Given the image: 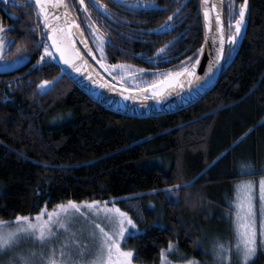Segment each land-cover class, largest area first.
Instances as JSON below:
<instances>
[{
	"label": "trees",
	"instance_id": "obj_1",
	"mask_svg": "<svg viewBox=\"0 0 264 264\" xmlns=\"http://www.w3.org/2000/svg\"><path fill=\"white\" fill-rule=\"evenodd\" d=\"M158 1L167 6V18L180 9L173 21L179 28L154 34L153 52L181 36L179 31L184 37L176 51L169 50L175 58L166 74L178 70L203 42L200 0ZM248 1V25H242L237 47L210 92L178 112L139 118L95 102L57 63L38 65L43 49L36 8L29 0H0L3 34L15 36L14 47L30 54L16 67L0 69V219L70 199L114 200L138 222L140 234L126 239L138 262L155 261L170 241L203 257L197 239L229 207L235 181L264 175V0ZM242 2H224L228 33L229 5L234 18ZM163 15L155 16L157 23ZM147 17L138 10L124 19ZM123 46L112 51L113 57L139 63L136 52L145 43ZM43 80L54 83L41 91ZM166 189L176 191L169 195ZM257 262L264 264V254Z\"/></svg>",
	"mask_w": 264,
	"mask_h": 264
},
{
	"label": "snow or ice",
	"instance_id": "obj_2",
	"mask_svg": "<svg viewBox=\"0 0 264 264\" xmlns=\"http://www.w3.org/2000/svg\"><path fill=\"white\" fill-rule=\"evenodd\" d=\"M7 3V0H5ZM93 8L103 10V14L116 22L115 14L107 4L101 0H89ZM114 3L128 9L130 11L153 10L166 11L167 6L159 5L156 0H114ZM37 8V14L42 19L41 39L38 44L42 46L40 58L37 64L62 62L72 71L81 73L84 69L78 65H86L85 54L77 47L79 43L86 50L87 54L95 59L96 53L99 54L97 63L111 75L112 70H119L120 79H131L136 82L137 87L134 89H125L120 92L124 99H147V93L140 89L138 85L140 81L136 77V73H144V69L134 68L132 65L125 63L107 64L106 47L112 46L113 42L106 34L99 30L96 21L91 19L89 8L85 5V0H78L80 9L85 14L83 23L86 29H81V24L77 22V17L73 14L74 6L66 2V0H34ZM49 6L53 11H49ZM248 7V0L238 7V15L233 18V5H229L228 28L230 34L225 39L224 21L222 19L221 5L214 2L209 6V0H202L203 24L206 31L205 43L210 44L215 50V59L205 72V77L213 71L215 65H219L222 58H226L232 51L229 48L228 53L225 52V44L235 45L241 34L242 25L245 23V12ZM62 8L63 13L55 12V9ZM214 14V15H213ZM180 16V9L177 8L173 15H169L167 20L158 25L155 29H137V35H144L145 32H153L157 35L174 30L173 21ZM121 22L142 23L137 20H126L121 18ZM75 29V30H74ZM6 29L0 24V60H4L3 50L6 44L9 46L14 41L6 40L3 32ZM8 30H11L9 28ZM88 31L89 36L85 38L84 32ZM131 31V30H130ZM131 38V37H129ZM184 38L183 34L174 37L161 48L156 49L154 56L163 57L165 61L175 57H171L170 51H176L175 45L179 39ZM88 39L92 41V47H89ZM218 45V46H217ZM95 49V53L93 52ZM205 44H201L200 48L191 57H187L185 61H181L179 69L176 71H168L166 74L158 71L152 72L155 79L151 83L145 82L147 89L150 90L152 97L162 99L165 89L174 84L180 83V77L186 76L187 83L192 84L193 81H200L195 73V68L200 62V56L204 53ZM19 54L13 63H20L29 57V53L22 52L17 48ZM65 69L61 67V73ZM91 79V73H89ZM54 81L43 80L38 85L41 91H46ZM96 84V80H92ZM101 87H111L109 83L101 84ZM112 91H117L111 87ZM125 92H138L139 95H125ZM194 182V181H193ZM187 187L188 184L181 185ZM169 195H173L171 190L166 189ZM124 197L121 199H129ZM254 191L251 182L243 183L237 189V196L233 202L235 209V254L238 256L241 264H250V261L257 254L258 239L259 247L264 249V178L259 181V219L257 227V212L253 204ZM50 200V197H49ZM102 202L97 200L80 201L68 200L66 204H57L55 209L47 210V204L39 208L34 214L16 213L14 221L0 219V255L8 252L11 255L7 264H35L40 260L42 264H134V251L122 247L124 239L134 237L140 234L141 230L137 227L134 220L128 212L123 211L116 203L104 201L103 209L99 206ZM110 205V206H109ZM97 208V217L102 223L97 224L96 219L90 221L91 230L87 234V243L81 242L77 237V232L72 231V213L68 210H78L79 208ZM102 211L103 216H100ZM15 227H9L10 224ZM83 233L84 229L79 230ZM66 233L63 239H60L61 233ZM23 240H38L41 247H20ZM176 248L171 241L168 245V251ZM232 246L225 243L214 242L213 252L220 264H230V254ZM162 264L166 260L165 250H161ZM186 264H197L194 260H188Z\"/></svg>",
	"mask_w": 264,
	"mask_h": 264
},
{
	"label": "water",
	"instance_id": "obj_3",
	"mask_svg": "<svg viewBox=\"0 0 264 264\" xmlns=\"http://www.w3.org/2000/svg\"><path fill=\"white\" fill-rule=\"evenodd\" d=\"M29 1L36 8L34 4V0H29ZM52 2L54 3L55 0H52ZM66 2L72 5L70 0H66ZM214 2L221 5L222 19L224 21V29H225L224 35L226 39L230 33L227 32L225 26V12H224L225 0H209V6ZM48 10L53 11L51 6H49ZM55 12L62 14L63 9L57 8L55 9ZM73 14L77 17V22L80 23L75 10L73 11ZM249 14H250V8L248 1V7L245 12V23L243 24L244 29H246L248 25ZM200 16H201V25L203 31L202 44H205V50L204 53L200 56V62L195 68V73L197 76L202 77V79L198 82L194 80L192 84H188L187 83L188 78L186 77L183 86H181L179 89L172 91L166 96H163L162 99H156L151 95H147L148 96L147 99H124V97L120 95V92L124 91L125 89H134L136 87H130L126 83L120 82V80L115 78L112 74L109 75V73L105 71V69L102 68L97 63V60H99L97 56L95 55V59H93L92 56L87 54V50L79 43L77 44V47H79L80 51L85 54V59L87 61L86 65H78L83 67L84 69L81 73H76L72 71L67 65H63L62 62H57V64L65 69L64 73L90 98H92L95 102L99 103L106 109L113 111L115 113L130 117L145 118V117L161 116L165 114L178 112L198 102L202 97H204L208 92H210V90L214 87V85L217 83L219 79L225 61V58H222L220 64L215 65L213 67V71L209 73L207 77H205V72L208 66L212 64L215 59V50L210 44L205 43L206 31L203 24L202 0H200ZM41 23H42V19H41ZM85 38H87L86 35ZM88 44L89 47H91L89 41ZM228 46L234 47L233 45H229L226 42L225 52ZM89 73H91V79L88 78ZM92 80H96L97 83L93 84ZM103 83H109L110 86L116 88L117 91H112L111 87H101V84ZM143 88L145 87H142L140 89ZM139 94L140 93L137 92H125V95H139Z\"/></svg>",
	"mask_w": 264,
	"mask_h": 264
},
{
	"label": "rangeland",
	"instance_id": "obj_4",
	"mask_svg": "<svg viewBox=\"0 0 264 264\" xmlns=\"http://www.w3.org/2000/svg\"><path fill=\"white\" fill-rule=\"evenodd\" d=\"M3 36L6 40H11V41H14V38H15V36H13L11 34H8V35L3 34ZM40 39H41V36L39 35V40ZM14 46H15V42L11 43L10 46L8 44L5 45L4 50H3L4 60H0V69L14 68L25 60V59L22 60L20 63H13L12 62L19 55L16 51L17 48H20L22 52H26L23 48H21L19 46H17V47H14ZM236 47H237V44H235L234 47H232L231 52H234ZM117 71H119V70H112L111 73L115 77H117V79L120 80V82H124V80L121 81L120 77H118ZM143 87L147 88L146 86H143ZM139 88H142V87H139ZM145 88H143V89H145ZM260 169L264 171V164H263V166H261ZM262 178H264V175H259L256 177L241 178L238 181H235L234 189H233L234 193H233L232 198H230V201L228 202L229 207L222 208L220 210L221 216L218 218L219 220L215 221L214 223L212 221L207 226H204L202 233L199 235V237L197 239L196 247L201 248L203 250V252H204L203 257H198V256L193 255V254H188L187 252H185L184 250H182L179 247L177 242L171 241L174 245H176V248L171 250V251H168V245L166 247L162 248V250H165V254H166V260L163 262V264H186V262L188 260H194L197 262V264H220L219 260L216 258L215 254L213 252L214 242L225 243L226 246L230 244L232 246V250H231V254H230V264H241L240 260L238 259V256L235 254V247H234L235 242H236L235 209L232 205H233V202L237 196V189L243 183L251 182L253 185V191H254L253 204H254V209L257 212V227H258L259 181ZM173 190H175V189H171V191H173ZM174 195H176V192L174 193ZM84 201H88V200H84ZM97 201H101V200H97ZM104 201H111V202L116 203L114 200H103V201H101L102 203L99 206L100 209H103V207H104L103 202ZM66 202L61 203V204H66ZM76 202L79 203L80 201H76ZM117 205L120 207L119 204H117ZM53 209H55V207L47 208V210H49V211H51ZM122 210L126 211L124 209H122ZM68 211L70 213H72V231L77 232V237H78V239L81 240V242L87 243L86 237H87L88 231L91 230L90 221L93 218H95L97 224L102 223L101 219L97 217L98 209L97 208L89 209V208L81 207L78 210L69 209ZM126 212H128V211H126ZM128 213L131 216V218L134 220V222L136 223L137 227L139 228L136 217L133 216V214L131 212H128ZM100 216L101 217L103 216L102 211L100 212ZM9 221H14V219L9 220ZM9 227H15V224L14 223L10 224ZM82 228L84 229L83 233H81L79 231ZM65 235H66V233L62 232L60 235V239H63ZM126 239H127V237L124 239V241L122 243V247L127 248V249H132L126 244ZM20 247H22V248H27V247L39 248V247H41V242L38 240H23ZM262 254H264V249H261L259 247V239H258L257 254L255 255V257H253L251 259L250 264H258L257 260L260 259ZM10 255H11V253H8V252L0 255V264H7V261H8V258ZM133 259H134V264H162L160 254L156 258V260L151 262V263L138 262L135 259V256L133 257Z\"/></svg>",
	"mask_w": 264,
	"mask_h": 264
},
{
	"label": "flooded vegetation",
	"instance_id": "obj_5",
	"mask_svg": "<svg viewBox=\"0 0 264 264\" xmlns=\"http://www.w3.org/2000/svg\"><path fill=\"white\" fill-rule=\"evenodd\" d=\"M8 1V0H7ZM12 1V0H9ZM71 4L74 6V10L76 12V15L79 18L80 24L82 26V29H86V25L82 22L84 19L85 14L83 13L82 9H80L78 0H70ZM102 3L107 4L108 7L112 10V12L115 14V19L116 22H113L112 19L107 17L106 15L103 14V10L97 8H93L92 5L89 3V0H85V5L89 8V12L91 15V19L96 21V26L99 28V30L103 31L106 36L113 42L112 46H107L106 47V55H107V64H117V63H125L129 64L126 61L123 60H117L115 57H113L112 51H118L121 48H123V45H127V47L131 46L133 47H138L141 46L145 43V47L142 51L136 52V55L139 58V63L136 64H129V65H134V68L137 69H144V73H136L137 79L140 81V84L138 85L139 87L146 86L145 82L150 81L152 79H161V77H154L152 75V72H160L163 73L164 69L166 66H168V63L171 61V59H168L165 61L163 57H157L154 56L153 48H154V34L153 32H145L144 35H137L136 30L137 29H155L158 25L164 23L167 19L166 12L167 11H153V10H144L147 12V20L142 21V23H135L132 26L129 25H123L121 22H119L118 19H121L124 17H129L135 15V12L130 11L128 9H125L122 6H119L114 3V0H101ZM156 2L159 3L158 0ZM160 13L163 15V22H158L155 20V16L157 17ZM161 18V17H160ZM99 25H102L99 27ZM8 27V26H7ZM179 28V23L174 24V30ZM6 28V27H4ZM131 30V31H130ZM85 35L88 38L89 33L87 30H85ZM177 33V32H176ZM169 34V33H168ZM182 32L179 31V35H181ZM131 37V38H129ZM90 46L92 47V41L91 39H88ZM138 45V46H137ZM127 50V48H126ZM93 51L95 53V49L93 48ZM182 54L176 55L177 57H181ZM171 55V51H170ZM97 58L99 59V54L96 53ZM173 59V58H172ZM119 73V74H118ZM118 77H120V72L117 71ZM146 76V78L144 77ZM117 78V77H116ZM131 83V84H136L135 81L125 78L124 83ZM151 83V82H150Z\"/></svg>",
	"mask_w": 264,
	"mask_h": 264
},
{
	"label": "bare ground",
	"instance_id": "obj_6",
	"mask_svg": "<svg viewBox=\"0 0 264 264\" xmlns=\"http://www.w3.org/2000/svg\"><path fill=\"white\" fill-rule=\"evenodd\" d=\"M185 78H186V76H183V77L179 78L182 84H184ZM180 87H181V84L177 83V84L172 85L171 87L166 88L165 92H164V96H166L167 94L171 93L172 91H174L176 89H179ZM142 90H144V92H146L147 95H151L152 96L150 90H148L147 88L142 89Z\"/></svg>",
	"mask_w": 264,
	"mask_h": 264
},
{
	"label": "clouds",
	"instance_id": "obj_7",
	"mask_svg": "<svg viewBox=\"0 0 264 264\" xmlns=\"http://www.w3.org/2000/svg\"><path fill=\"white\" fill-rule=\"evenodd\" d=\"M35 264H42L40 260L35 261Z\"/></svg>",
	"mask_w": 264,
	"mask_h": 264
}]
</instances>
